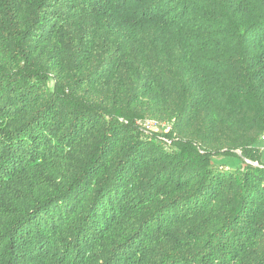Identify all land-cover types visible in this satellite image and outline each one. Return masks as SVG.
I'll list each match as a JSON object with an SVG mask.
<instances>
[{
  "label": "trees",
  "instance_id": "trees-1",
  "mask_svg": "<svg viewBox=\"0 0 264 264\" xmlns=\"http://www.w3.org/2000/svg\"><path fill=\"white\" fill-rule=\"evenodd\" d=\"M263 133L264 0H0V264H264Z\"/></svg>",
  "mask_w": 264,
  "mask_h": 264
},
{
  "label": "rangeland",
  "instance_id": "rangeland-1",
  "mask_svg": "<svg viewBox=\"0 0 264 264\" xmlns=\"http://www.w3.org/2000/svg\"><path fill=\"white\" fill-rule=\"evenodd\" d=\"M152 129H153V130H156L157 127L155 126V127H153ZM162 129H164L165 131H167V130H168V126L162 124ZM158 130H159V129H158ZM258 146H263V145L258 144V145H256V148H258ZM259 150H260V149H259ZM261 153H263V152H261V150H260V155H261ZM261 158L264 160V158H263V154L261 155ZM224 162H225V161H224ZM230 165H233V164H230Z\"/></svg>",
  "mask_w": 264,
  "mask_h": 264
},
{
  "label": "built area",
  "instance_id": "built-area-1",
  "mask_svg": "<svg viewBox=\"0 0 264 264\" xmlns=\"http://www.w3.org/2000/svg\"><path fill=\"white\" fill-rule=\"evenodd\" d=\"M153 125H154L153 123L147 124V126L150 128L153 127ZM259 144H262V145L264 144V133L260 136Z\"/></svg>",
  "mask_w": 264,
  "mask_h": 264
},
{
  "label": "crops",
  "instance_id": "crops-1",
  "mask_svg": "<svg viewBox=\"0 0 264 264\" xmlns=\"http://www.w3.org/2000/svg\"><path fill=\"white\" fill-rule=\"evenodd\" d=\"M260 145H262V144H260ZM258 148L261 150V152H263V153H261V155L263 154V158H264V144H263V146H258Z\"/></svg>",
  "mask_w": 264,
  "mask_h": 264
}]
</instances>
